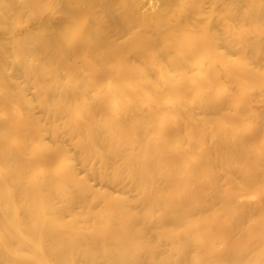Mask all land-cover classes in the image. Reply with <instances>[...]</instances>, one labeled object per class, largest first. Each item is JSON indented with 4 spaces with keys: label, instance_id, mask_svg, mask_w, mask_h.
<instances>
[{
    "label": "bare ground",
    "instance_id": "6f19581e",
    "mask_svg": "<svg viewBox=\"0 0 264 264\" xmlns=\"http://www.w3.org/2000/svg\"><path fill=\"white\" fill-rule=\"evenodd\" d=\"M0 264H264V0H0Z\"/></svg>",
    "mask_w": 264,
    "mask_h": 264
},
{
    "label": "rangeland",
    "instance_id": "374dc122",
    "mask_svg": "<svg viewBox=\"0 0 264 264\" xmlns=\"http://www.w3.org/2000/svg\"><path fill=\"white\" fill-rule=\"evenodd\" d=\"M99 185V184H98Z\"/></svg>",
    "mask_w": 264,
    "mask_h": 264
}]
</instances>
